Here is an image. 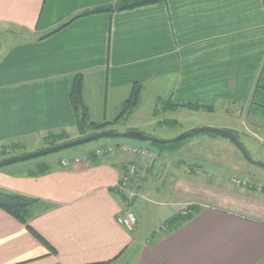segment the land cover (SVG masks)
<instances>
[{"label": "crops", "instance_id": "0c3cea01", "mask_svg": "<svg viewBox=\"0 0 264 264\" xmlns=\"http://www.w3.org/2000/svg\"><path fill=\"white\" fill-rule=\"evenodd\" d=\"M117 1L0 0V24L18 34L0 54V147L8 151L35 134L77 128L70 94L79 73L84 97L98 82L105 112L116 96L122 104L135 82L143 93L158 82L173 103L249 105L264 62V0H165L85 15L46 36L86 9ZM128 129L135 128L124 123L107 130ZM115 152L86 154L71 167L61 163L69 156L59 164L40 158L0 170L1 190L49 205L30 224L56 250L0 208V264H264L262 196L246 192L231 205L184 199L202 208L170 232L156 228L143 236L120 223L128 208L140 221L134 199L147 166L138 155ZM230 153L240 163L241 154ZM190 177L181 169L183 192Z\"/></svg>", "mask_w": 264, "mask_h": 264}, {"label": "rangeland", "instance_id": "374dc122", "mask_svg": "<svg viewBox=\"0 0 264 264\" xmlns=\"http://www.w3.org/2000/svg\"><path fill=\"white\" fill-rule=\"evenodd\" d=\"M16 35H13L12 29L0 24V54L4 49H7L9 44L17 39ZM158 84V82L152 84L148 92L144 91L139 107L127 115L125 119L120 120L118 124L107 125L105 128H95L88 125L84 130L79 129L78 126L77 128L69 130H58L54 133L59 136L50 138V143L61 144L104 131V129L116 128L119 130L124 127V123L134 127V130L164 139H172L189 128L211 126L234 130L238 133L240 140L244 143L252 158L264 162V108L250 112L248 110L249 105L228 109L227 106L220 104L213 111H207L205 109L195 110L185 106L167 109L166 105L168 103L165 102L172 101L166 100L163 90H157L155 85ZM90 86V89L86 90L87 97L85 95L84 102L85 104L88 103L86 104L87 106L90 105L88 108L91 121L102 123L104 113L107 119H115L116 115L121 111L123 103L118 104L119 98L116 96L109 100L105 112L102 99L104 93L99 88L98 82L92 83ZM159 91L162 95L160 98L156 97V93ZM118 130L117 132H124ZM43 137V134H35L33 137L23 141V146L19 145V147L17 145V148L13 146L8 151L0 147V160L11 157V155H14L18 151L32 152L51 146ZM215 138H218L219 142L212 141ZM222 139L224 141H221ZM117 142H123L120 144L127 145L133 144L138 147L146 146L157 156L153 160H145L146 162L144 159L143 161L140 160L144 167L147 166V171L144 170L145 175L143 180L138 181V184H142L143 191L134 199L136 208L141 214L139 223L135 211L128 208L133 210L137 217L134 228H131L136 234L146 236L149 233H153L156 228H158V231H161L160 227L168 218L182 210L185 211L188 209L189 205L182 203L184 199H196L195 201L203 200L207 202L214 201L223 205H226L227 202L231 205L233 203L239 204V201H237L238 198L246 192L250 197H264V189L257 190V186L264 188V167L252 164L246 160L241 151L228 139L224 137H213L207 133H199L186 141L179 149L161 151L162 154L159 152L160 149L151 145L149 141H137L129 138H102L29 160L5 165L0 170H9L13 166L25 167L40 158L53 159L59 164V160L62 157H84L89 153L86 152L88 148L96 150V148H103L105 145L117 144ZM231 148L239 152V155L241 154L242 159L240 158V163L237 161L235 163L234 157L230 153ZM116 154L122 157L124 156L125 158H128V155H134L122 150H116L114 155ZM239 164L242 166H250L251 172L239 170ZM181 169L191 172V177L185 185L188 192L182 191L181 186L183 184L179 183L181 186H178L177 177H181ZM130 178V175H126V182L130 181ZM242 179L248 181L250 185L239 186L235 180ZM235 187H238L236 192L234 191ZM226 193L229 194L228 197L225 196ZM228 198L231 203L228 202ZM233 208L237 207L234 205ZM125 263L126 261H123L121 264Z\"/></svg>", "mask_w": 264, "mask_h": 264}, {"label": "trees", "instance_id": "16d2710c", "mask_svg": "<svg viewBox=\"0 0 264 264\" xmlns=\"http://www.w3.org/2000/svg\"><path fill=\"white\" fill-rule=\"evenodd\" d=\"M163 1L165 0H118L114 4H107V5L97 6L94 8H89V9H86L74 15L65 24L60 25L59 27H56L51 32H49L46 36L56 33L57 31L62 29L64 26L72 22L73 20L79 17L85 16V15H90L94 13H102V12H118V11L133 9V8L144 6V5L155 4V3H159ZM143 89H144V85L141 82H135L132 86V90H131L129 97L124 100L122 109L118 113L116 118L113 121H104L102 123H97L95 121H91L89 108L84 102L83 74L82 73L77 74L74 79L73 86L71 89L70 100L73 106V110L75 112L78 128L81 130H84L88 125L95 127V128H105L107 127V125L116 124L120 120L125 119L127 115H129L137 107H139V104L142 98ZM165 103H168L166 105L167 109H173V108L185 106V107L193 108L195 110L196 109H205L207 111L215 110L214 105H206L200 102L173 103V102L167 101ZM259 108H264V62L258 74L256 83H255V86L252 92V96L250 98L248 110L252 112V110H256ZM232 131L235 132L234 130ZM203 133H207L213 137H223L211 131L203 132ZM235 134L239 137L238 133L235 132ZM57 136L59 135L54 132H50L46 136H44V140H46L49 145H55L54 143H50V138H55ZM192 137L193 136L186 138L184 140H181V141H173V142H167V143H158V142H149V143L151 145L158 147L160 149L159 152L162 154L161 151H165V150L171 151V150L179 149L186 141H188ZM120 143L122 142H117V144L116 143L115 144L119 145ZM144 148L148 149L152 154L151 157L143 158L144 160H153L155 157H157L156 154H154V152L150 148L146 146ZM97 149L98 148H96V150ZM96 150L89 152L87 154L88 157L91 156V157L97 158L98 156H102V155L97 154ZM105 154H110V153H105ZM73 158H76V157H73ZM241 181L247 183L244 186H248L250 184L248 181H245V180H241ZM240 185H243V184H240ZM258 189L263 190L264 188L262 186H257V190ZM0 208L6 213H8L9 215H11L12 217H14L15 219L19 220L21 223L25 224L26 227L34 235H36L39 239H41L44 243H46L53 250V252H56L55 248L51 246L37 231H35L34 228L30 224V219L33 216H35L37 212L43 209L49 208V205L46 202H44L43 200L37 197L20 194V193L9 192V191L0 189ZM201 208H202L201 204H198V203L190 204L187 209L189 211L182 210L179 213H176L175 215L171 216L164 223V225L160 227V230H166L167 232H170L176 229L178 226L182 225L185 221L193 217L195 213L199 212ZM54 264H60V263H54ZM101 264H103V262Z\"/></svg>", "mask_w": 264, "mask_h": 264}, {"label": "water", "instance_id": "95a60500", "mask_svg": "<svg viewBox=\"0 0 264 264\" xmlns=\"http://www.w3.org/2000/svg\"><path fill=\"white\" fill-rule=\"evenodd\" d=\"M209 131L215 132V133L227 138L229 141H231L241 151V153L245 157V159L248 160L250 163L264 167V162L254 160L252 158V156L250 155L249 151L245 148V146L242 143V141L240 140V138L232 130L216 128V127H211V126H200V127H194V128L189 129V130H186V131L182 132L181 134H179L178 136H176L172 139H164V138L154 137L151 135H147V134H145L141 131H138V130H127L124 132H117V131H113V130H104V131H101L98 133L90 134V135L85 136V137L74 139L72 141L64 142L61 144H55V145H51V146H48V147H45L43 149H39L36 151H32V152H28V153H24V154H19L16 156L4 158V159L0 160V168L5 166V165L17 163V162L24 161V160H29L32 158H36L39 156L49 154L51 152L63 150L66 148H70V147H73L76 145L92 142V141L99 140L102 138H129V139H134L137 141L167 143V142H173V141H181V140H184V139L189 138L191 136H195L199 133L209 132Z\"/></svg>", "mask_w": 264, "mask_h": 264}, {"label": "built area", "instance_id": "2783aa9c", "mask_svg": "<svg viewBox=\"0 0 264 264\" xmlns=\"http://www.w3.org/2000/svg\"><path fill=\"white\" fill-rule=\"evenodd\" d=\"M116 150H122V151H128L134 155H138L141 158H148L151 157L152 154L151 152L144 148V147H138L136 145H127V144H109V145H105L103 148H98L97 154L99 155H103L105 153H113ZM81 158L76 157V158H65L62 160V166L64 167H71L73 166L75 163L80 162ZM134 168H132L133 170ZM239 185L243 184L246 185V182H242L241 180H235ZM118 221L122 224H124L125 226H127L129 229L134 228V225L137 221V217L135 215V213L130 210V209H126L123 214H120L118 216Z\"/></svg>", "mask_w": 264, "mask_h": 264}]
</instances>
